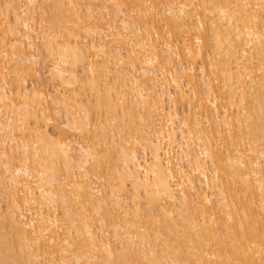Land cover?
Segmentation results:
<instances>
[{
  "label": "bare ground",
  "instance_id": "1",
  "mask_svg": "<svg viewBox=\"0 0 264 264\" xmlns=\"http://www.w3.org/2000/svg\"><path fill=\"white\" fill-rule=\"evenodd\" d=\"M0 264H264V0H0Z\"/></svg>",
  "mask_w": 264,
  "mask_h": 264
},
{
  "label": "rangeland",
  "instance_id": "2",
  "mask_svg": "<svg viewBox=\"0 0 264 264\" xmlns=\"http://www.w3.org/2000/svg\"><path fill=\"white\" fill-rule=\"evenodd\" d=\"M47 59H48V58H47ZM45 75H46V76H49L48 73L45 74ZM31 81H32L31 79L28 80V82H31ZM51 88H52V87H50V88L48 87L47 90L50 89V90H49V92H50V91H52ZM55 117H58V116H55ZM63 119H66V118H63ZM63 121H64V120H62V118H61V119L58 118L55 122H56L57 124H61V126H62V127L66 130V132H67L69 129L63 126V124H62ZM63 128H62V129H63ZM64 129H63V130H64ZM49 131H50L51 133L54 132V134H55V132H57V131H56L54 128H52V127L49 128ZM72 134H74V132L66 133V135H70V136H71ZM78 137H79V136H71V138H78ZM78 139H79V138H78ZM59 212H62V208L59 209Z\"/></svg>",
  "mask_w": 264,
  "mask_h": 264
}]
</instances>
